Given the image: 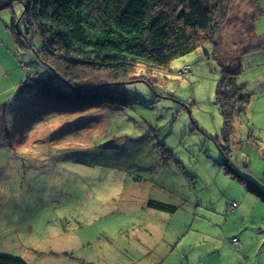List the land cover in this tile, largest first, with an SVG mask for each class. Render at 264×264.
<instances>
[{"label": "rangeland", "instance_id": "rangeland-1", "mask_svg": "<svg viewBox=\"0 0 264 264\" xmlns=\"http://www.w3.org/2000/svg\"><path fill=\"white\" fill-rule=\"evenodd\" d=\"M228 1L264 45V0ZM22 10L10 0L0 24L16 20L24 31ZM27 39L33 48L17 47L24 81L45 70L38 36ZM239 64L250 100L224 153L220 69L201 49L160 71L133 70L126 107L73 110L33 88L0 106V253L44 264H211L216 249L223 264H264V203L235 178L264 191V51ZM148 200L176 211H152ZM197 252L206 261L193 260Z\"/></svg>", "mask_w": 264, "mask_h": 264}, {"label": "trees", "instance_id": "trees-1", "mask_svg": "<svg viewBox=\"0 0 264 264\" xmlns=\"http://www.w3.org/2000/svg\"><path fill=\"white\" fill-rule=\"evenodd\" d=\"M19 1L24 31L17 28L16 20L9 28L18 47L33 48L27 34L38 36L41 47L33 50L45 70L36 77L27 74L14 98L33 88L51 105L73 110L92 105L126 107L130 96L122 86L133 70L160 71L172 60L201 49L220 69L215 100L223 118L225 145L220 149L224 153L234 123L250 100L239 79L243 72L239 58L264 51L246 12L238 16L228 0ZM9 3L0 1V9ZM235 178L264 203L259 185L242 176ZM146 206L176 211L155 200H148ZM0 264L27 263L0 253Z\"/></svg>", "mask_w": 264, "mask_h": 264}, {"label": "crops", "instance_id": "crops-1", "mask_svg": "<svg viewBox=\"0 0 264 264\" xmlns=\"http://www.w3.org/2000/svg\"><path fill=\"white\" fill-rule=\"evenodd\" d=\"M2 25L0 24V106H3L5 104H7L12 98H14L17 89L19 88V86L21 85V83L24 82L23 80V72L21 71V66H20V62L21 59L20 57H18V46L15 43L13 34L10 30V28L8 27V23L6 21H2ZM14 92V94L12 95L11 98H9L7 101L4 102V100H6V98H8V96H10V94ZM4 102V103H3ZM235 182H231L229 185L230 186H234L236 187V184H234ZM242 184V183H240ZM243 185V184H242ZM261 202V201H260ZM262 203V202H261ZM146 205V204H145ZM258 205V204H256ZM236 210L238 211L240 209V206H236ZM152 211H155L153 209H151ZM165 213V212H163ZM239 214H244L243 211H239ZM235 238V237H233ZM157 240L160 241H164V238H155ZM168 240V238H166ZM139 242H142V238H138ZM171 240V239H170ZM198 240V239H197ZM231 238H229V242L231 244H233L231 241ZM223 243H226V241L223 239ZM172 242V240H171ZM205 241L201 240V242L199 244H204ZM222 243V242H220ZM234 246V244H233ZM249 246V242L243 240V242H241V247H236V248H242L246 249ZM197 246H194L193 248H196ZM168 248V247H167ZM215 249V246L213 247ZM213 249V250H214ZM2 254H6V253H2ZM53 254V253H52ZM218 254V255H217ZM9 255V254H7ZM54 255H58V254H54ZM210 258L212 260L211 264H223L222 261V256L220 254V251L216 250L213 251L212 253H210ZM242 258L244 260H248V255H246L245 253L242 254ZM13 256V255H11ZM26 256H30V255H26ZM17 257V256H14ZM208 255H205L202 252H197V254L193 257V260H197L199 262L202 261H206ZM21 258V257H19ZM206 258V259H205ZM21 259H23L27 264H34L33 262L37 261L39 263L37 264H44L46 263V261L44 260V258H33L32 256L30 257H22ZM60 260L62 259H67L66 257H60ZM190 259V258H189ZM189 259H186V264H194L195 261H190ZM33 260V261H32Z\"/></svg>", "mask_w": 264, "mask_h": 264}, {"label": "built area", "instance_id": "built-area-1", "mask_svg": "<svg viewBox=\"0 0 264 264\" xmlns=\"http://www.w3.org/2000/svg\"><path fill=\"white\" fill-rule=\"evenodd\" d=\"M185 70H186V68H185ZM235 206H236V204H235L234 202L231 203V204H229V207H230V208H233V207H235ZM230 241L234 244V246H236V247L239 246V241H238L237 238H231Z\"/></svg>", "mask_w": 264, "mask_h": 264}]
</instances>
